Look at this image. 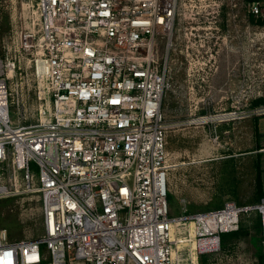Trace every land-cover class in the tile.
<instances>
[{
    "label": "built area",
    "instance_id": "built-area-1",
    "mask_svg": "<svg viewBox=\"0 0 264 264\" xmlns=\"http://www.w3.org/2000/svg\"><path fill=\"white\" fill-rule=\"evenodd\" d=\"M188 1L209 18L225 0H39L40 35L18 36L21 66L0 58V196L13 192L2 168L12 157L27 189L41 194L43 234L11 240L0 229V264H198L220 251L222 234L238 230L243 213L259 210L264 225V198L170 216L168 54L181 45L188 61L221 38L219 25L215 33L192 26L183 45L174 41ZM246 6L253 18L264 16L260 2ZM31 81L36 118L12 124L9 83L18 95Z\"/></svg>",
    "mask_w": 264,
    "mask_h": 264
},
{
    "label": "rangeland",
    "instance_id": "rangeland-1",
    "mask_svg": "<svg viewBox=\"0 0 264 264\" xmlns=\"http://www.w3.org/2000/svg\"><path fill=\"white\" fill-rule=\"evenodd\" d=\"M229 3L225 0L218 14L212 13L206 18L202 16L204 7L199 2L188 1L186 7L181 8L174 33V41L183 45L184 32L192 36V26L200 32V26H211L206 30L214 33L217 25L223 28L224 42L222 37L219 39L223 69L220 68L219 74L204 72L200 76H189L185 54L173 48L168 54L169 86L163 99V114L172 217L184 211L220 208L228 200L239 205L250 204L257 178H261L264 190V150H259L264 146V103L255 104L259 98H264V23L253 18L245 0H236L238 9L234 12ZM262 10L264 12V2ZM40 21L39 0H0V58H13L21 66L18 36L22 31H33L39 36ZM179 33L183 40H178ZM162 54L166 52L163 50ZM210 64L215 68L218 61L212 60ZM31 71L29 69L33 76ZM21 75L18 82L23 81ZM10 86L12 124L34 120L40 103L35 83L26 86V90L20 85L18 95ZM2 168L6 173L3 182L13 192L0 196V229H6L11 240L40 236L43 234L41 194L27 189V180L13 167L12 157L6 158ZM32 173L38 179L35 164H32ZM12 175L18 177L17 182H8ZM31 185L37 186V181ZM250 212L251 216L260 213L262 218L259 210ZM261 251L264 253V225L261 234L253 231L231 247L228 255L204 260L199 256L198 264H256ZM69 264L84 263L77 259Z\"/></svg>",
    "mask_w": 264,
    "mask_h": 264
},
{
    "label": "trees",
    "instance_id": "trees-1",
    "mask_svg": "<svg viewBox=\"0 0 264 264\" xmlns=\"http://www.w3.org/2000/svg\"><path fill=\"white\" fill-rule=\"evenodd\" d=\"M258 1L263 4L264 0H245L246 5ZM258 23H264V19L259 18ZM261 103H264V98H259L257 101H255L256 105H260ZM168 141V140H167ZM168 147V144H167ZM6 173L3 171L4 177ZM254 191V192H253ZM252 191L253 199L251 200L252 203L250 204H257L261 202L262 198H264V190L262 189V182L261 178H257L255 180V187ZM251 212L243 213L240 216V223H239V229L233 232H227L223 233L221 236V249L219 252L211 253V254H205L201 255L200 259L204 260V258H214L217 257H224L228 255V251H230L231 247L235 246L237 243H239L241 240L245 239L249 234H251L253 231L261 234L263 231V225H262V218L261 214H254L251 216ZM256 264H264V253L261 251L258 254L257 262Z\"/></svg>",
    "mask_w": 264,
    "mask_h": 264
},
{
    "label": "flooded vegetation",
    "instance_id": "flooded-vegetation-1",
    "mask_svg": "<svg viewBox=\"0 0 264 264\" xmlns=\"http://www.w3.org/2000/svg\"><path fill=\"white\" fill-rule=\"evenodd\" d=\"M222 32H223V28H221V37H222ZM223 38L224 36L222 37L221 41L224 42ZM198 44H199V40L197 39L195 40L194 46H198ZM177 51L181 52L180 47L177 48ZM182 53H184V51H182ZM201 53L202 54L200 55L196 53V49L192 50L193 55H191L192 57L188 60L189 62L188 74L201 75L204 74V72H206V74L210 73L211 75L219 74L221 69H223L220 63L222 60V55H221L222 46L219 40L215 38L206 40ZM201 60L203 61L201 62ZM212 60L218 61V66H216L215 68L212 67L214 66V64H210ZM200 62L202 63V65L203 64L207 65V67L205 68L204 66L200 65ZM220 87H222V84Z\"/></svg>",
    "mask_w": 264,
    "mask_h": 264
},
{
    "label": "crops",
    "instance_id": "crops-1",
    "mask_svg": "<svg viewBox=\"0 0 264 264\" xmlns=\"http://www.w3.org/2000/svg\"><path fill=\"white\" fill-rule=\"evenodd\" d=\"M259 150H264V146L263 147H260V149Z\"/></svg>",
    "mask_w": 264,
    "mask_h": 264
},
{
    "label": "bare ground",
    "instance_id": "bare-ground-1",
    "mask_svg": "<svg viewBox=\"0 0 264 264\" xmlns=\"http://www.w3.org/2000/svg\"><path fill=\"white\" fill-rule=\"evenodd\" d=\"M0 189H2V190H3L4 188H0ZM262 209H263V211H264V206L262 207Z\"/></svg>",
    "mask_w": 264,
    "mask_h": 264
}]
</instances>
